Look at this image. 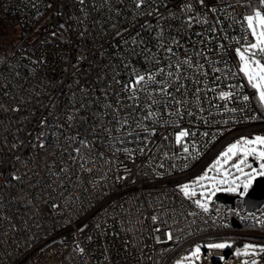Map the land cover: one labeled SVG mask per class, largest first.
<instances>
[{"label":"built area","instance_id":"1","mask_svg":"<svg viewBox=\"0 0 264 264\" xmlns=\"http://www.w3.org/2000/svg\"><path fill=\"white\" fill-rule=\"evenodd\" d=\"M245 5L0 0L16 24L0 49V264H175L197 247L206 264H237L247 243L264 247V203L249 210V190L204 212L178 188L264 134L234 52L253 40L242 17L258 5ZM137 74L164 93L128 90ZM183 130L195 135L177 144Z\"/></svg>","mask_w":264,"mask_h":264},{"label":"snow or ice","instance_id":"2","mask_svg":"<svg viewBox=\"0 0 264 264\" xmlns=\"http://www.w3.org/2000/svg\"><path fill=\"white\" fill-rule=\"evenodd\" d=\"M140 3H143V0H140ZM203 3V0H201ZM253 0H246V7L251 6ZM255 3L258 5L252 8L251 13L244 15L242 17V22L246 23V33L250 35L253 40L245 41L241 46H237L234 49L235 55L238 57L240 66L239 72L243 74V77L246 78L247 84L254 90V93H258L259 102L262 107H264V62L257 57H264V0H255ZM139 6V4L137 5ZM214 11V9H213ZM223 47V45H220ZM168 52H172L171 48L167 49ZM181 64L190 65L191 61L184 60L178 62L177 65L169 67H175L177 70L180 68ZM201 72H202V66ZM162 73L163 69H159ZM217 71H219L217 69ZM168 75L171 77L174 74L169 72ZM179 79V77H176ZM151 81L155 86L160 88L161 94L164 93L165 87L160 84L159 81H156L155 77L149 74L147 77L145 75L137 74L135 76L134 83L128 85V90L130 91H143V88H140L141 85H146L147 82ZM169 83L171 81L169 80ZM179 90V86L177 87ZM232 98L231 92H221L220 99L228 100ZM151 99L153 104L156 103L155 99H152L146 94V100ZM174 101L175 98L171 97ZM245 100H248L249 97H244ZM180 104L181 102H176ZM153 116L152 111H148L145 114V119ZM190 135H195L188 130L179 131L175 136V142L177 144H182L186 137ZM205 135H208L205 133ZM194 147V145H193ZM184 152L188 153L189 148L184 146ZM78 151V150H77ZM249 158H255L256 161H259L258 168L253 167L249 163ZM235 160V162H233ZM230 164V168L226 167ZM250 169V171H245V169ZM236 175H234L233 171ZM215 172L216 175H210L209 173ZM257 176H264V136L257 135L254 138L241 137L235 143H230L227 146V149L220 154V158L216 159L215 163L209 168L203 175H200L196 180L191 183H185L180 186V192L183 193L184 197H187L189 200L196 205L197 208L203 210L204 212L209 211L208 199H193L197 196V190L200 189L201 196L208 197L214 195L216 192L221 191V186L226 185V188L223 190L229 192H239L241 196L245 195L249 187L253 184V181ZM209 182L212 192L206 193L202 191L207 188ZM195 214V213H193ZM168 239H172L171 233L168 234ZM211 248H225L228 247L227 244H212L209 245ZM253 245H245L244 255H248V249L253 248ZM261 252H264V247L260 248ZM200 253V248L197 247L195 252L192 253V256H197ZM239 254V253H238ZM177 264H183V261H177ZM252 264H256L255 261Z\"/></svg>","mask_w":264,"mask_h":264},{"label":"rangeland","instance_id":"3","mask_svg":"<svg viewBox=\"0 0 264 264\" xmlns=\"http://www.w3.org/2000/svg\"><path fill=\"white\" fill-rule=\"evenodd\" d=\"M3 31L6 32V34H4ZM15 34L16 33H15L14 30H11L10 28H6L5 26L3 28L0 25V41L2 39L7 44L8 43H12L13 42V37L15 36ZM262 62H264V61H262ZM257 99L259 100L258 93H257ZM257 135L264 136V134L259 133V134L254 135L253 138L255 136H257ZM236 141L237 140H235L233 143H235ZM226 149H227V147L223 151H225ZM220 154H219V156H217L213 160V162L210 164V166L207 167V169L205 171H203V172L197 174L196 176H194L193 178L185 181L183 184H185V183H191L192 181L196 180L200 175H203L204 172H206L209 168L212 167V165L215 163L216 159H219L220 158ZM251 160H255V158H249V163H251L253 167L258 168L260 162L259 161H256L258 163V166H256L255 164H253V162H251ZM233 162H235V160ZM226 167H229L230 168V164L227 165ZM232 171H233L234 175H236L235 172H234V170H232ZM245 171H250V169H247L246 168ZM209 174L210 175H216L215 172H212V173H209ZM257 177H259V176H257ZM205 183L206 184H209V186L207 188L203 189L202 191H204L206 193H211L212 192V189H211L210 183L207 182V181ZM253 183H254V181H253ZM180 186L178 187L179 189H180ZM251 186L249 187V189L251 188ZM224 188H226V185H222L221 186V189H222L221 191H218L214 195H210L208 197L201 196V194H200L201 190L198 189L197 190V196L194 197L193 199H202L203 200V199L207 198L208 199V206H210V205H212L214 203L215 197H216L217 194H220V193H231L229 191L223 190ZM233 193H235L236 195L239 194V192H233ZM202 244H204L206 246L205 243H202ZM212 244H218V243L217 242H214V243H211L210 245H212ZM246 245H253L254 247L247 250L248 251V255H244L243 254L245 252V247L242 248L239 251V258H238L237 264H252L253 261H255L256 264H264V261L261 259V251H260V248L262 246L260 244H255V243H247ZM195 249L196 248H194L193 250H191L187 254V256H185L183 259H181L179 261H183V264H206L205 261L203 260V251L201 249H200V253L197 256H192V253L195 252ZM175 264H177V262Z\"/></svg>","mask_w":264,"mask_h":264},{"label":"water","instance_id":"4","mask_svg":"<svg viewBox=\"0 0 264 264\" xmlns=\"http://www.w3.org/2000/svg\"><path fill=\"white\" fill-rule=\"evenodd\" d=\"M256 165V164H255ZM215 200L233 204L234 198L224 193L217 194ZM264 203V177H257L245 196V204L249 210L258 209Z\"/></svg>","mask_w":264,"mask_h":264},{"label":"trees","instance_id":"5","mask_svg":"<svg viewBox=\"0 0 264 264\" xmlns=\"http://www.w3.org/2000/svg\"><path fill=\"white\" fill-rule=\"evenodd\" d=\"M0 25L4 28V26L6 28H10L11 30H14L15 28V23L12 22V20L10 19V16L7 15L2 7L0 6ZM4 34H6V32L3 31ZM14 44V38H13V42L12 43H5L2 39L0 41V49L3 50V51H6V50H10L12 48ZM262 230L264 231V227L262 228Z\"/></svg>","mask_w":264,"mask_h":264}]
</instances>
